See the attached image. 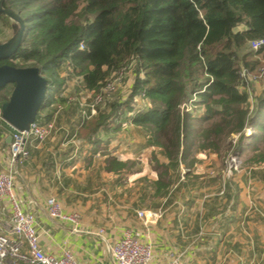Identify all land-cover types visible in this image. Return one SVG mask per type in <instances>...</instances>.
I'll use <instances>...</instances> for the list:
<instances>
[{
	"label": "trees",
	"instance_id": "trees-1",
	"mask_svg": "<svg viewBox=\"0 0 264 264\" xmlns=\"http://www.w3.org/2000/svg\"><path fill=\"white\" fill-rule=\"evenodd\" d=\"M1 8L19 18L23 33L0 66L39 70L47 81L41 108L64 73L91 93L98 116L86 122L88 135L110 114L135 112L133 124L151 133L167 168L188 164L194 152L219 155L222 145L223 157L233 151L245 167L264 164V89L250 101L240 75L264 59V50L249 49L264 39V0H2ZM0 23L19 30L1 11ZM122 70L125 79L133 75L128 98L112 93L96 104ZM11 90L0 88V108ZM135 98L148 106L134 107ZM165 176L156 186L164 188Z\"/></svg>",
	"mask_w": 264,
	"mask_h": 264
},
{
	"label": "crops",
	"instance_id": "crops-1",
	"mask_svg": "<svg viewBox=\"0 0 264 264\" xmlns=\"http://www.w3.org/2000/svg\"><path fill=\"white\" fill-rule=\"evenodd\" d=\"M60 78L62 85L52 89L35 120L53 130L43 141H27L23 163L10 162L11 128L0 121V171L12 174L43 252L59 256L66 249L76 264H115L111 247L128 231L150 244V264L173 257L182 264H264V164L231 173L223 156L199 151L188 164L167 168L151 133L133 124L135 112L110 114L88 135L86 122L98 116L89 105L91 93L80 78ZM263 89L252 85L249 100ZM165 172L164 188L156 186ZM49 198L77 213L78 224L51 219ZM139 212L159 218L148 223Z\"/></svg>",
	"mask_w": 264,
	"mask_h": 264
},
{
	"label": "built area",
	"instance_id": "built-area-1",
	"mask_svg": "<svg viewBox=\"0 0 264 264\" xmlns=\"http://www.w3.org/2000/svg\"><path fill=\"white\" fill-rule=\"evenodd\" d=\"M249 49L254 52L264 50V39L251 41ZM115 75L124 77L125 72L122 70ZM240 75L246 83L244 88L249 96L250 86L259 84L264 87V65H260L254 73H248L242 69ZM113 85L109 82L103 88L102 93L96 95L94 98L96 104L104 103L105 99L110 98L111 91L114 89ZM0 121L4 122L1 119V112ZM52 130V124L39 125L36 122L30 124L26 131L11 128L8 148L10 162L23 163L29 156L27 141L29 139L43 141ZM46 205L47 214L51 219L69 222L73 225L78 224L79 215L64 212L55 199H47ZM0 215V264H76L69 250H63L59 256L47 254L41 250L35 218L23 210L14 193L13 176L5 171H0ZM138 216L148 223L155 222L159 218V214L153 212H139ZM111 256L115 264H150L152 248L150 244L134 238L130 232L125 231L112 245ZM168 264H182V262L179 257H173Z\"/></svg>",
	"mask_w": 264,
	"mask_h": 264
},
{
	"label": "water",
	"instance_id": "water-1",
	"mask_svg": "<svg viewBox=\"0 0 264 264\" xmlns=\"http://www.w3.org/2000/svg\"><path fill=\"white\" fill-rule=\"evenodd\" d=\"M0 11L19 24L15 38L0 44V60L10 57L18 48L23 24L11 11L1 8ZM7 85L12 90L7 102L3 103L0 112L1 119L17 131H26L35 122L38 111L45 99L47 81L39 74L37 68H15L9 65L0 66V88Z\"/></svg>",
	"mask_w": 264,
	"mask_h": 264
},
{
	"label": "rangeland",
	"instance_id": "rangeland-1",
	"mask_svg": "<svg viewBox=\"0 0 264 264\" xmlns=\"http://www.w3.org/2000/svg\"><path fill=\"white\" fill-rule=\"evenodd\" d=\"M18 32H10L9 28L6 26H3L2 23H0V43H5L9 40H12L16 37ZM262 64L264 65V59L261 60ZM131 73V70L129 71ZM110 83H113V91H111L113 94H115L118 97L124 98L126 100L128 98L129 94V88L131 86V82H128V79L125 76H116L113 75L112 78L109 80ZM134 107L139 106L140 108H143V106L147 105V102H144V105L141 102H138V99H134L133 103ZM148 106V105H147ZM146 106V107H147ZM193 107L189 104L185 107V112H189L192 110ZM198 116H201V112H199ZM236 137L232 139V143H235ZM222 150L224 149L223 145L221 146ZM219 154V157H222L223 153ZM225 161H227L229 164L231 163V173L235 172V169H240L241 167H244L245 160L243 157H240L237 154H234L233 151L228 152V154L224 157ZM233 160V161H232Z\"/></svg>",
	"mask_w": 264,
	"mask_h": 264
}]
</instances>
